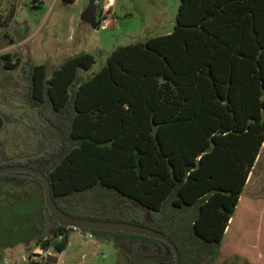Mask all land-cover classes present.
<instances>
[{
	"label": "trees",
	"instance_id": "1",
	"mask_svg": "<svg viewBox=\"0 0 264 264\" xmlns=\"http://www.w3.org/2000/svg\"><path fill=\"white\" fill-rule=\"evenodd\" d=\"M2 58L12 74L20 59ZM94 62L72 55L49 77L44 63L22 64L24 100L53 135L41 152L0 167L41 171L64 213L157 230L179 264H212L264 143V0H179L170 33L117 46L90 73ZM0 177L43 190L29 173ZM95 187L121 199L71 212ZM41 216L37 242L63 229L45 203ZM90 231L110 236L128 264L176 262L164 240Z\"/></svg>",
	"mask_w": 264,
	"mask_h": 264
},
{
	"label": "rangeland",
	"instance_id": "2",
	"mask_svg": "<svg viewBox=\"0 0 264 264\" xmlns=\"http://www.w3.org/2000/svg\"><path fill=\"white\" fill-rule=\"evenodd\" d=\"M88 2L0 0V57L8 53L12 61L20 59L12 74L3 67L5 58L0 59L1 163L41 152L53 135L35 120L33 108L24 100L21 66L26 60L44 63L49 77L65 58L88 52L95 58L90 73L95 72L113 48L170 33L179 4V0H99L93 29L81 20ZM120 199L111 188L95 187L78 194L68 208L74 213L93 206L104 210ZM43 205L38 184L0 177V259L27 264L42 234ZM84 240L82 233H71L67 264H128L110 236L95 237L94 246ZM212 264H264V143Z\"/></svg>",
	"mask_w": 264,
	"mask_h": 264
},
{
	"label": "water",
	"instance_id": "3",
	"mask_svg": "<svg viewBox=\"0 0 264 264\" xmlns=\"http://www.w3.org/2000/svg\"><path fill=\"white\" fill-rule=\"evenodd\" d=\"M90 2L91 0H89L87 8L82 13L81 20L87 23L93 29H95L97 27V21L95 20V17L94 16L91 17L86 14ZM8 172L29 173L36 176L40 180V183L42 184L43 187L44 203L59 224L74 226L77 228L89 229V230H105V231H114V232L120 231V232L136 233V234H141V235H146L157 239H161L166 241L171 246V248L175 253V259H176L175 264H179V254L177 248L165 234L157 230L144 227L138 224L105 221V220H93L89 218L69 215L61 211L55 205L52 199L50 183L41 171L25 165H8V166L0 167V173H8ZM143 262H153L155 264H162L155 257L147 256V255L139 257L134 262V264H141Z\"/></svg>",
	"mask_w": 264,
	"mask_h": 264
},
{
	"label": "built area",
	"instance_id": "4",
	"mask_svg": "<svg viewBox=\"0 0 264 264\" xmlns=\"http://www.w3.org/2000/svg\"><path fill=\"white\" fill-rule=\"evenodd\" d=\"M62 227L63 229L56 233L50 232L36 242V247L26 259L27 264H67L65 262L66 248L69 244L71 233H75V231L83 234L86 243L95 245V235L90 230L68 225H62ZM63 242L65 246L58 248L57 246ZM81 257L83 259L85 255ZM0 264H9V261L4 257L0 259Z\"/></svg>",
	"mask_w": 264,
	"mask_h": 264
},
{
	"label": "flooded vegetation",
	"instance_id": "5",
	"mask_svg": "<svg viewBox=\"0 0 264 264\" xmlns=\"http://www.w3.org/2000/svg\"><path fill=\"white\" fill-rule=\"evenodd\" d=\"M100 11V3L99 0H91L88 10H87V15L88 16H96Z\"/></svg>",
	"mask_w": 264,
	"mask_h": 264
},
{
	"label": "crops",
	"instance_id": "6",
	"mask_svg": "<svg viewBox=\"0 0 264 264\" xmlns=\"http://www.w3.org/2000/svg\"><path fill=\"white\" fill-rule=\"evenodd\" d=\"M48 233V232H47Z\"/></svg>",
	"mask_w": 264,
	"mask_h": 264
}]
</instances>
